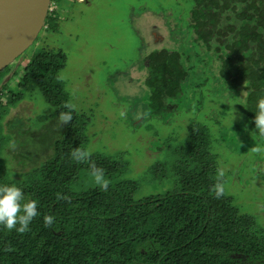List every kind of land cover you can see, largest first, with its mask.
<instances>
[{"label":"trees","instance_id":"obj_1","mask_svg":"<svg viewBox=\"0 0 264 264\" xmlns=\"http://www.w3.org/2000/svg\"><path fill=\"white\" fill-rule=\"evenodd\" d=\"M191 3L187 15L192 42L202 48V57L212 59L219 80L242 100L247 137L230 130L233 142L243 146L253 138L264 141L254 125L258 102L264 100V0ZM55 27L51 24L49 32ZM161 41L149 46L141 78L155 116L177 107L188 76L184 66L191 62L190 54ZM63 62L61 52L38 49L23 68L16 93L8 91L10 105L26 92L38 91L54 113L26 136V142L37 144L35 153L27 146V154L21 150L22 136L15 142L16 118L6 124L8 135H2L0 127V185L21 188L26 201L38 202L39 213L23 235L0 227V264H264V229L241 214L231 197L224 193L216 199L211 192L224 178L210 153L204 119L190 121L182 143L163 142L168 162H157L149 171L154 180L171 183L164 193L137 199V184L126 178L120 153L116 159L91 154V161L105 171L107 191L97 185L74 188L82 177H91V169L88 162L76 163L70 155L84 150V119L75 111L67 125L58 119L69 111L57 78ZM7 69L0 73L1 113L5 78L12 73ZM10 139L13 168L1 157ZM46 215L54 217L52 227L44 226Z\"/></svg>","mask_w":264,"mask_h":264},{"label":"rangeland","instance_id":"obj_2","mask_svg":"<svg viewBox=\"0 0 264 264\" xmlns=\"http://www.w3.org/2000/svg\"><path fill=\"white\" fill-rule=\"evenodd\" d=\"M56 4L60 15L56 16L55 31L42 30L27 52L8 67L12 73L5 78L8 85L1 100L2 135H8L6 124L16 118L15 142L22 136L21 150L36 152L37 144L26 142V136L51 119L54 109L38 91H28L21 101L10 105L8 91L16 93L21 72L38 49L61 52L63 69L57 78L66 103L73 104L84 119V150L115 159L116 154H122L126 178L137 184V199L170 189L169 181L154 180L149 169L157 162H168L165 140L170 139V145L182 143L190 121L204 119L210 153L219 172L224 173L225 195L233 199L241 214L253 217L264 229V141L253 138L252 144L243 146L233 142L230 130L247 137L242 100L219 80L212 59L202 57V48L192 42L187 15L191 0H56ZM160 39L190 54L191 62L184 66L188 76L177 107L155 116L141 78L148 48ZM3 83L1 80L0 87ZM13 143L10 139L3 147L2 159L12 160ZM256 148L261 151L255 152ZM94 186L92 177H82L74 188Z\"/></svg>","mask_w":264,"mask_h":264},{"label":"clouds","instance_id":"obj_3","mask_svg":"<svg viewBox=\"0 0 264 264\" xmlns=\"http://www.w3.org/2000/svg\"><path fill=\"white\" fill-rule=\"evenodd\" d=\"M23 61H21L22 64ZM20 64V65H21ZM64 107L69 111L59 114V122L62 125H67L72 120L71 112L74 111L75 106L71 103H65ZM123 115V113H121ZM233 119V116H232ZM255 128L261 135H264V100H260L257 105V113L254 117ZM255 152H260V148L254 149ZM71 159L76 163L88 162L91 169L90 175L94 183L102 191H107L109 187L108 181L105 179V171L103 168L97 167L91 161V153L75 149L71 152ZM223 177L224 173H219ZM214 198L220 199L224 195V186L222 183H216L211 189ZM62 198L58 196V199ZM38 202L35 199H25L21 188L14 184L0 185V227L8 231L15 230L18 234H25L29 231V225L35 217L39 215L37 211ZM54 217L46 215L43 217V224L46 228L52 227Z\"/></svg>","mask_w":264,"mask_h":264},{"label":"water","instance_id":"obj_4","mask_svg":"<svg viewBox=\"0 0 264 264\" xmlns=\"http://www.w3.org/2000/svg\"><path fill=\"white\" fill-rule=\"evenodd\" d=\"M50 3L51 0H0V73L37 40Z\"/></svg>","mask_w":264,"mask_h":264},{"label":"built area","instance_id":"obj_5","mask_svg":"<svg viewBox=\"0 0 264 264\" xmlns=\"http://www.w3.org/2000/svg\"><path fill=\"white\" fill-rule=\"evenodd\" d=\"M77 1H79V0H77ZM58 10L59 9L57 7L56 0H51L50 6L48 9V13H47V17H46L44 27H43L44 31L48 30L51 24L57 23L56 16L59 17V15H60V12L59 13L57 12Z\"/></svg>","mask_w":264,"mask_h":264},{"label":"flooded vegetation","instance_id":"obj_6","mask_svg":"<svg viewBox=\"0 0 264 264\" xmlns=\"http://www.w3.org/2000/svg\"><path fill=\"white\" fill-rule=\"evenodd\" d=\"M155 37V36H154Z\"/></svg>","mask_w":264,"mask_h":264}]
</instances>
